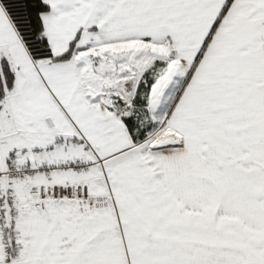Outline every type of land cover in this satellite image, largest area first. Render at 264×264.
Instances as JSON below:
<instances>
[{
	"label": "snow or ice",
	"instance_id": "snow-or-ice-1",
	"mask_svg": "<svg viewBox=\"0 0 264 264\" xmlns=\"http://www.w3.org/2000/svg\"><path fill=\"white\" fill-rule=\"evenodd\" d=\"M0 264H264V0H0Z\"/></svg>",
	"mask_w": 264,
	"mask_h": 264
}]
</instances>
